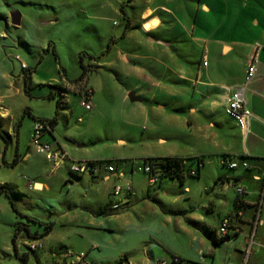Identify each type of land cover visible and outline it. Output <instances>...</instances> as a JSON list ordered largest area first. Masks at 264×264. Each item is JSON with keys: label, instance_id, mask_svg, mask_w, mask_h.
I'll use <instances>...</instances> for the list:
<instances>
[{"label": "crops", "instance_id": "1", "mask_svg": "<svg viewBox=\"0 0 264 264\" xmlns=\"http://www.w3.org/2000/svg\"><path fill=\"white\" fill-rule=\"evenodd\" d=\"M98 1H107L101 10L110 7L117 14H121L123 5L130 23L126 25L123 20L122 38L141 40L146 50L141 60L129 52L131 49L116 52L114 61L125 64L127 81L134 83L120 85L119 91L123 102H131L128 125L136 132L129 139L138 150L133 154H116L114 161L87 154L83 142L74 140L72 146L62 140L54 132L58 120L52 128L48 126L42 131L40 142L49 144L59 156L64 155L60 163L54 165L32 143L31 137L21 145L14 122L24 109L35 117H51L36 114L31 106L23 107L22 103L25 105V98L48 99L49 90L36 96L24 91L35 68L31 69L23 61L15 47L19 45L17 41L6 36L10 22L4 11V15L0 14V184H8L10 189L13 184L17 187L14 193L27 199L56 187L58 191H72L82 197L79 203L73 202V198L66 200L68 206L61 211L59 220L44 221L22 211L40 221L53 222L46 235L36 238L41 247L31 251L32 254L29 252V262L43 264L40 261L43 258L48 264L46 258L57 257L68 264L72 260L67 256L71 245L84 253L79 264H95L98 254L93 256L81 250L82 247L70 244L72 240L84 239L89 250H108L105 255L108 264L121 258H125L126 264H155L157 259H165L168 264H264V193L261 194L264 187V0ZM134 15L139 18V24L135 23ZM22 22L21 15L20 25L14 27L19 29ZM145 23L149 24L148 28ZM111 37L115 43L116 36ZM254 55L255 71L245 91L252 114L241 129L236 119L226 113L225 106L234 87L244 82ZM97 60L92 61L98 65ZM61 77L60 86L67 89L63 116L70 118L75 98L84 107L80 101L86 88L90 89L87 100L91 108H84L90 111L94 90L87 83V77L77 83L67 72ZM130 92L136 100L129 99ZM18 99L22 100L20 104ZM33 124V119L27 124L30 134ZM65 133L70 137L69 132ZM118 142L126 145L123 138ZM13 143L11 157H18V161L9 166L7 152ZM150 157L181 158L185 169L182 181L162 177L150 182V175L138 169ZM98 159L109 160L107 163L114 170L106 171L104 167L93 172L69 170L71 161ZM225 159L245 160L251 167L229 168ZM7 167L15 169L12 177L10 173L1 176L2 169ZM189 168L197 175H187ZM116 184L130 185L131 191L110 200ZM239 184L245 188L241 203L235 192ZM93 191L95 195L91 197ZM0 200V214L8 213L9 217L11 213V224L23 220L15 215L6 197L0 195ZM47 202L53 206L54 199ZM114 203L118 206L113 207ZM256 211L259 222L247 255ZM226 216L231 222L229 236L214 244L206 231L215 235ZM31 224L35 226L34 231H42L38 224ZM67 225L79 228L66 231L57 228ZM87 228L108 231L116 242L111 245L107 237H91L85 233ZM5 231L7 240L0 243V251L10 255L14 228ZM29 231L34 232L30 227ZM29 238L24 230L18 233L15 243L19 251H28ZM173 257L179 261L174 263Z\"/></svg>", "mask_w": 264, "mask_h": 264}, {"label": "rangeland", "instance_id": "2", "mask_svg": "<svg viewBox=\"0 0 264 264\" xmlns=\"http://www.w3.org/2000/svg\"><path fill=\"white\" fill-rule=\"evenodd\" d=\"M106 2L98 0H0V14H3L2 12L4 11L9 20V12L11 10H19L23 16L22 28L17 29L11 24H7L6 36L17 41L19 45L15 47L19 50L18 53L22 56L23 61L31 69L35 68L31 73L32 80L27 84L28 92H31L34 96L41 92H48L50 84L60 85L62 83L60 81L62 77L59 67L66 70L69 78L76 79L79 77L82 72L78 61L80 53L88 52L94 56H100L97 60L99 66L96 65V62L83 56V65H89L91 68L87 72L86 77L87 83L94 90L92 93L94 99L93 108L90 111L86 110L79 105L75 98V105H72L73 113L70 114L68 120L61 113L64 109L59 110L58 123L54 132L64 141L66 140L70 143L74 140L83 142L89 155L98 154L104 159L114 161L113 158L116 154H133L138 150V146H132L133 141L129 139V135L136 132L131 125H128L131 102H123L119 91L120 85L122 87H125L124 84L133 86L134 83L127 81L125 64L122 61H114L116 52L117 50L128 51V49H131L132 51L129 52L134 53V56L141 60L142 54L146 50L141 40L132 39L131 37L122 38L121 35L124 29L122 15L112 11L113 9L110 7L101 10V6L106 5ZM110 5H113V1ZM102 15L106 17L102 18ZM134 19L135 23H140L137 16L134 15ZM144 26L148 28L149 24L145 23ZM112 35L116 36L115 43L112 42ZM54 49L57 54V60L52 51ZM18 63L20 64L19 61ZM55 77L58 79L56 80ZM132 77L130 79L133 81ZM42 83L45 84L42 85ZM80 88L82 89V87ZM135 90L140 92L139 89ZM21 102L22 100L18 99V104ZM24 104L22 103L21 106H31L33 110H36V114L39 115L43 114L52 117L55 112L54 100L25 98ZM67 115L69 116V113ZM31 122L32 119L28 115H24L21 119V125L18 129L22 146L31 137L30 127L27 126ZM65 132H69L70 137L64 135L66 134ZM6 138L9 137L6 136ZM119 138L126 140L125 146H121L122 144L118 142ZM14 143L9 146L7 152L9 162L13 159L11 155H13ZM71 145L73 146V143ZM2 170L1 176H5V173H10L12 177L15 173L13 167H7ZM11 185L13 186H10L12 199L20 210L44 221L59 220L61 211L68 206L66 200L69 201L73 198V202L79 203V200L82 199V197L80 198L72 191L69 193L66 190L58 191L59 187L52 189L53 191L48 193L37 192L38 194H35L34 199H31L32 196L27 199L14 193L17 187L13 184ZM94 195L93 191L91 197ZM50 198L54 199L53 206L47 202V199ZM114 198L116 196L112 194L110 200H115ZM3 201L7 204V201ZM5 210L8 212L6 208ZM9 217H11V213ZM9 217L8 213L0 214V243L3 240H7L5 230L7 228L13 230L14 228V224H11ZM29 227L32 231L35 230L33 224ZM37 227L40 230L42 229L39 226ZM57 228L61 231H66L78 229L79 227L67 225L65 227L57 226ZM85 233L91 237H107V240L111 241V245L116 242L108 231L99 232L95 228H87ZM70 244H74L76 248L82 247L81 250L88 254L92 253L93 256L98 254V256L95 255L97 256L95 259L93 256L90 257L94 259L95 264H108L105 257L107 249H102L101 251L89 250V244L84 239L80 241L72 240ZM9 245L11 246V244ZM69 249V253H79L78 249H73L71 245H69ZM30 254L32 253L30 252ZM46 260L48 264H64L63 258L48 257ZM40 261L46 264L43 258ZM0 264H19V261L13 255L12 250L10 255L0 251Z\"/></svg>", "mask_w": 264, "mask_h": 264}, {"label": "built area", "instance_id": "3", "mask_svg": "<svg viewBox=\"0 0 264 264\" xmlns=\"http://www.w3.org/2000/svg\"><path fill=\"white\" fill-rule=\"evenodd\" d=\"M18 57V56H17ZM255 55L252 58V61L247 67L245 76H244V82L242 84H239L234 87V90L232 94L228 97L225 110L226 113L229 114L231 117L236 119L238 125L240 126L241 129H244L245 126L247 125L248 119L250 118L252 112L250 108L247 106V101H246V96H245V91L247 89V84L251 80V78L254 75L255 71V65L254 61ZM204 64L206 62L204 61ZM23 67H25V64H22ZM90 93V89L86 88L85 93L83 98L81 99L80 103L86 108L90 109L91 108V103L90 101L87 100V96ZM47 125H44L40 121H34L33 127H32V133H31V141L33 144H35L39 150L44 151L46 157L49 160H52L54 165L60 163V161L64 158V155L59 156L58 152L51 150L49 144H42L40 142V136L41 133L44 129H47ZM224 163L229 167V168H236L238 166H242L245 168L251 167L250 163L247 161L243 160L241 162L239 161H234L232 159H225ZM101 167H104L106 171H113L114 166L112 164L107 163L104 160H91V161H71L69 164V170L73 173H81V172H93L95 170H100ZM139 170H143L144 172L148 173L150 175L149 180L150 182H155L157 180L156 174L151 172V166L148 163H145L143 166L138 167ZM131 191V186L130 185H125L122 186L120 184H116L113 186V194L114 195H120L122 193H128ZM235 192L237 194L238 202H240V198L243 197L245 193V188L243 185H236L235 186ZM264 193V187L262 188L261 194L263 195ZM241 203V202H240ZM118 204L114 203L113 207H117ZM259 222V214L256 211L254 219H253V230L250 234V243L248 248L246 249V254L248 255L249 252V247L250 245L254 242L255 238V228L258 225ZM231 225L230 218L228 216L224 217L221 220V224L219 225L217 231H216V238H223L226 234H228V229ZM41 244L36 238H29V240L26 242V248L27 250H35L37 248H40ZM67 256H71V261L68 264H79V262L83 259L84 253L79 252V253H70ZM172 261L174 263L178 262L179 259L178 257H173ZM155 264H168V261L165 259H157Z\"/></svg>", "mask_w": 264, "mask_h": 264}, {"label": "trees", "instance_id": "4", "mask_svg": "<svg viewBox=\"0 0 264 264\" xmlns=\"http://www.w3.org/2000/svg\"><path fill=\"white\" fill-rule=\"evenodd\" d=\"M120 12L122 15V19L125 21V24L128 25L130 23V18L125 13L123 5L120 6ZM52 51H53L54 57L57 59V54L55 53L54 50H52ZM83 56H86L90 60H96V59L100 58V56H94V55L87 53V52L80 53L78 55V61H79V64L82 68V72H81L80 76L74 80L75 82L81 81L86 76L87 72L91 70L89 65L88 66L83 65ZM60 72H61L62 76H66V72L62 67H60ZM26 77H27V75L24 78H26ZM24 91L26 93H28L27 87L25 85H24ZM66 93H67V89L63 86L54 85V84L49 85V92H48L46 97L48 99L55 101L54 115L50 118L35 117L26 108V109H24L23 114L21 116H19L17 118V120L14 122L15 129L17 130L19 128V126L21 125V119H22L23 115H28L29 117H31L33 119V121H40L44 125H47L50 128H52L58 120V114L60 112L59 110L65 109L67 107L66 101H65ZM17 161H18V157H14L11 162H6V163L9 166H13L17 163ZM104 161L108 162L109 160H104ZM144 162L148 163L151 166V172L154 174H157L158 180H160L162 177H168L171 179H177L178 181L181 182L182 179L184 178L183 171L185 169H184L181 158H176V157H150V158L145 159ZM186 173L189 176H196L197 175V172L196 171L194 172L193 169H191V168L187 169ZM11 191L12 190L9 188L8 184H0V195H4L8 199V201L11 205V208L14 211L15 215L18 218L26 221V222H24L23 220L17 221L14 224V232L12 235L13 255L19 261V264H31L29 262V259H30L29 252H31L33 250L24 251V252H21L18 250L16 243H15V241L18 237V233L21 230H24V231H26L28 237L38 239V238L46 235L52 229L53 222H43V221H40L33 216H30L28 214L23 213L18 208V206L16 205L14 200L12 199V196H11L12 192ZM29 223L38 224V226H40L42 228V231L40 233L38 231H34L31 233L29 231ZM206 233L211 238V240L214 244H218L219 242H221L222 240H224L225 238H227L229 236L228 234H226L223 238L217 239L212 232L206 231ZM124 262H125V258H121V259L117 260L116 262H114L113 264H126Z\"/></svg>", "mask_w": 264, "mask_h": 264}, {"label": "water", "instance_id": "5", "mask_svg": "<svg viewBox=\"0 0 264 264\" xmlns=\"http://www.w3.org/2000/svg\"><path fill=\"white\" fill-rule=\"evenodd\" d=\"M9 22L12 26H18L21 23V13L19 10H11L8 14ZM128 97L131 101H134L137 99V97L134 96L133 92H130L128 94Z\"/></svg>", "mask_w": 264, "mask_h": 264}]
</instances>
